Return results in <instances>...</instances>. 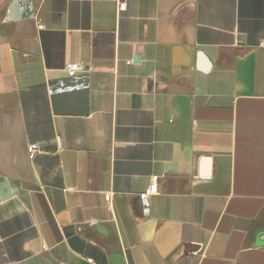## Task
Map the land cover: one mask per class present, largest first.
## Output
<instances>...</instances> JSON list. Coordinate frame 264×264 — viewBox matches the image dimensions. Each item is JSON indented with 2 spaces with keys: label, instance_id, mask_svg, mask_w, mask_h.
I'll use <instances>...</instances> for the list:
<instances>
[{
  "label": "crops",
  "instance_id": "0c3cea01",
  "mask_svg": "<svg viewBox=\"0 0 264 264\" xmlns=\"http://www.w3.org/2000/svg\"><path fill=\"white\" fill-rule=\"evenodd\" d=\"M262 44L264 0H0V264H264Z\"/></svg>",
  "mask_w": 264,
  "mask_h": 264
},
{
  "label": "built area",
  "instance_id": "2783aa9c",
  "mask_svg": "<svg viewBox=\"0 0 264 264\" xmlns=\"http://www.w3.org/2000/svg\"><path fill=\"white\" fill-rule=\"evenodd\" d=\"M124 9V4H120L119 5V10H123ZM262 46L264 47V44H262ZM80 70V67L78 64L76 63H70L67 67H66V73L69 77H74L76 76V74L78 73V71ZM37 149L36 145H30L28 147V151L30 153H32L33 151H35ZM157 180L158 177L152 176L150 178L149 184L147 185V187L145 188V190L140 193L138 195V199L140 202H145L149 197L156 195L157 194ZM105 199L108 200V198L106 197ZM89 262H91L90 260H88Z\"/></svg>",
  "mask_w": 264,
  "mask_h": 264
},
{
  "label": "water",
  "instance_id": "95a60500",
  "mask_svg": "<svg viewBox=\"0 0 264 264\" xmlns=\"http://www.w3.org/2000/svg\"><path fill=\"white\" fill-rule=\"evenodd\" d=\"M198 57H199L200 67L203 70H206L207 64H206V61L203 59V56L201 54H199ZM1 191H6L5 183L0 184V197H1V199H3V198H5V196H7V193L3 194V193H1Z\"/></svg>",
  "mask_w": 264,
  "mask_h": 264
}]
</instances>
